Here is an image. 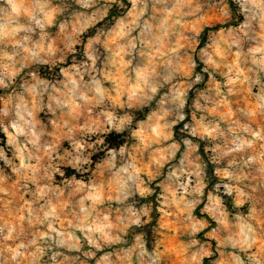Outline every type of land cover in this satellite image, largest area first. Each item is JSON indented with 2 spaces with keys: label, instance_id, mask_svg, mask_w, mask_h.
<instances>
[{
  "label": "clouds",
  "instance_id": "9594fccd",
  "mask_svg": "<svg viewBox=\"0 0 264 264\" xmlns=\"http://www.w3.org/2000/svg\"><path fill=\"white\" fill-rule=\"evenodd\" d=\"M0 264H264V0H0Z\"/></svg>",
  "mask_w": 264,
  "mask_h": 264
}]
</instances>
